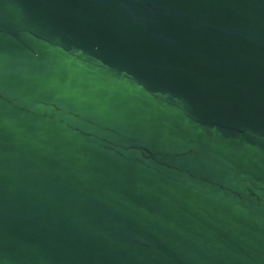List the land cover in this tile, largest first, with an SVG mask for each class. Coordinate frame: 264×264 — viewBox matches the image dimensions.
<instances>
[{"label":"water","instance_id":"water-1","mask_svg":"<svg viewBox=\"0 0 264 264\" xmlns=\"http://www.w3.org/2000/svg\"><path fill=\"white\" fill-rule=\"evenodd\" d=\"M0 264H264V0H0Z\"/></svg>","mask_w":264,"mask_h":264}]
</instances>
